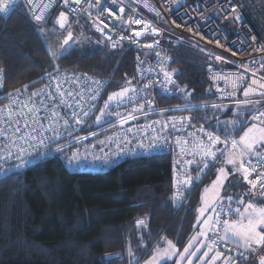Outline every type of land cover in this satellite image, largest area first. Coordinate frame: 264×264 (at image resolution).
Instances as JSON below:
<instances>
[{"label":"trees","instance_id":"trees-1","mask_svg":"<svg viewBox=\"0 0 264 264\" xmlns=\"http://www.w3.org/2000/svg\"><path fill=\"white\" fill-rule=\"evenodd\" d=\"M238 1L264 37V3ZM54 14L36 23L24 0H17L8 14L0 13V100L25 85L33 89L46 79L45 73L54 71L102 79L112 74L113 88L132 80L130 52L121 56L110 51L82 16L72 18L66 30H58L53 25ZM67 31L73 34L71 50L54 58L47 43L61 45ZM160 41L161 50L170 56L167 67L176 70L175 83L187 90L183 96L189 95V102L197 106L187 110L192 121L220 134L217 118L223 122L222 118L234 115L236 105L211 108L216 103L205 78V55L166 33ZM180 100L166 97L162 102ZM232 108L234 112L229 110ZM218 166L212 164L202 181L177 205L170 199L175 190L170 153L128 158L96 172L70 171L56 156L14 169L0 177V264H125L129 246L136 250V264L150 255L161 237L173 240L181 250L196 229L193 225L201 190L215 176ZM190 169L195 177L197 167ZM145 216L148 227L137 228L136 219ZM108 253L118 256L104 259Z\"/></svg>","mask_w":264,"mask_h":264},{"label":"snow or ice","instance_id":"snow-or-ice-1","mask_svg":"<svg viewBox=\"0 0 264 264\" xmlns=\"http://www.w3.org/2000/svg\"><path fill=\"white\" fill-rule=\"evenodd\" d=\"M71 2L76 5L81 4V0H71ZM140 2V0H136ZM16 3V0H0V13L8 14L9 9ZM28 3L31 4L32 0H28ZM65 5L70 3V0H63ZM112 4L121 3L122 0H111ZM101 0H95V5L99 6ZM145 7L149 8L150 11L155 12L156 16H160V12L151 6L148 3V0H144ZM51 4L43 5V8L40 9V14L33 13L34 19L36 22H41L44 20V9L50 8ZM75 11V9H71ZM135 12V9H132ZM119 12L123 14L125 8L121 6ZM107 13L108 16L112 19L119 20V25H110L105 22L101 17ZM232 13H236L235 5H232ZM91 16V13H89ZM229 17L226 15L225 19ZM235 18L239 21H243V17L236 15ZM99 20V24H95L96 30L101 32L104 35L105 29H110L112 31H119L120 27L129 24L143 25L139 30L133 29V35L125 37L120 36L119 41H113L112 37H107L111 43L112 48H116L123 42L124 39L129 40L131 43H138V38L141 35H147L148 30H151L152 35L159 33V29L151 24V22L143 19H132L129 16L128 20H124L122 15L117 16V14L112 11L110 8H105L100 12L95 18ZM61 29L70 27L68 14L64 11H61L55 21ZM102 25V27H101ZM43 32V29H40ZM72 32L69 31L67 36L64 38L63 43L60 48L53 51L49 47V52L54 58H59L61 55H66L71 50V45L69 41L72 38ZM158 44L159 42H154ZM67 45L68 47H65ZM153 44H146L144 47L152 48ZM261 51L264 52V48H261ZM156 55L159 57L161 53L157 52ZM168 57H163L160 64V70L163 73L164 80L166 81L165 89L167 90V85L175 84V81L172 79L173 72H169L164 67V62L167 61ZM217 61H221L222 57L217 56L215 58ZM255 63V61L253 62ZM246 70L252 71L253 76H256V73L260 70H264V59H262L259 69L252 70L248 66H244ZM212 71L211 66L209 68ZM3 69H0L2 73ZM45 75L50 76L53 81H55V92L60 96V103H66L64 97H72L73 92H65L61 89L62 83H67V79L61 80L58 75H53L52 73H45ZM86 76V74H85ZM88 81L92 82V86L85 87L78 79L73 81L76 84L79 92L76 94L79 95V100L76 101L77 106L80 107L82 115L88 116L87 111H83V106L80 104L81 100L85 99L83 93L85 90L92 94L88 97L90 100H95L96 94L99 93L101 87H103V82L92 77H87ZM214 81L223 80L226 84L230 86L232 91L226 89H219L218 91L223 92L225 95L234 97L236 95V90L245 82V76L243 73L239 74H229V75H214L212 77ZM152 81H149L151 84ZM160 83V81H157ZM128 86L121 87L119 91L112 92L108 99L105 101L104 107L100 109V115L96 117V122L99 123L104 116L112 115L120 117L119 123L121 125L127 123L128 120H134L136 117L132 114H128L126 117H123L120 112H107L106 110L110 107L111 102L115 101L117 105H123L126 100H128L129 93L133 96L136 94L137 89L131 87V81H127ZM148 84L144 85V88H148ZM27 85L24 86L26 91ZM47 87V86H46ZM180 92H186V89H177ZM21 89H16L13 92L8 94L9 103L6 105L0 106V177L8 175L12 170L23 169L33 164V162H39L41 159L46 158L49 155L48 147L50 144L56 143L57 147L54 149L56 152H61L63 146L58 143V139L61 137L59 131V120L60 117L59 111H57V105L53 104L48 111L51 112V115L44 119L40 117V108L48 99L55 100V96L52 91L45 94V89H38L30 94H28L23 99ZM244 99H236V111L234 113L235 118L231 120H226L221 122L217 118V129L220 130V134H215L213 132H205L204 127L200 126L199 131L204 133L207 137V140L199 139L194 143H189L187 139L181 140L180 137L176 138V144H183L184 147L181 148V151L185 153V159L182 161H175L173 168V188L175 189L171 194L170 199L174 205L181 204L186 199V193L190 192V189L197 183L201 182L204 173L208 171L212 164L218 160L219 157H223L221 166L217 169L215 173V179L211 182L210 185L205 186L201 195H200V206L197 207L196 212V221L197 223L193 227H198L199 231L190 236L187 241V244L184 246L183 251L177 249V244L167 237H161V242L166 246L161 248L160 242L153 248L152 255L144 262V264H165V261L175 260V264H184V261L187 260L188 264H201L205 261V258L209 256L210 253L215 252L211 256V260L207 264H217L218 261L223 260L225 264H256L255 257L259 253L264 252V206L259 205L253 200L245 202V196H253L256 199H264V110H261L260 105L264 104V76L253 78L251 83L243 88ZM259 97V99H251V97ZM39 98V103H37L36 98ZM185 103L184 107L187 108H196V105H193L189 102V95L184 97ZM148 108L151 110L153 101L148 100ZM144 104L139 105V109L142 110ZM201 107L207 108L208 105H201ZM225 105L221 104H212L211 108L220 110ZM179 109L180 106L178 105ZM243 109V110H241ZM167 111L162 109L161 112ZM251 111L254 114L249 118L245 119L244 117L247 113ZM146 115V113H145ZM72 116L75 119L76 123H83V120L77 115L76 111L72 112ZM55 118V123L53 119ZM180 122H189V117L179 118ZM31 121V122H29ZM178 118L169 117L167 122L153 121L150 125L144 126L145 129L151 128L155 133V125L159 124L161 126L160 133H163L169 128L177 129ZM48 124V127H45V124ZM63 124L65 127L69 126L68 119H63ZM223 124V129H220V125ZM249 124L250 126L245 128L243 133L239 135L238 138H235L233 135L240 128H243L244 125ZM133 129L129 128L128 131L131 132ZM51 131L52 136H48L47 132ZM157 133L151 137V140L148 143L147 150L151 152H157L168 144V139L166 136ZM194 133H188L189 137L194 136ZM223 136V139L221 138ZM78 140L80 138H77ZM103 143V142H101ZM221 145L223 147H221ZM138 147L144 148L143 143H138ZM40 148L44 151L39 150ZM121 151H126L122 149ZM88 155H91V165L93 167H106L112 160L109 159V155L99 156L95 154H87L84 156V160H87ZM113 156H119L120 153H111ZM191 156L192 159L187 157ZM199 159H196V158ZM14 161V163H10ZM7 164V167L4 165ZM82 164V158L78 151L73 152L71 156L67 158V165L69 167H80ZM193 164L199 169L196 176L193 177L189 175L188 170L183 168V165H188L191 167ZM177 165L179 168V175L177 174ZM231 166V171L227 170V166ZM255 175L254 179H250V176ZM237 174L242 176L243 181L248 184L249 190L247 193L242 194L239 199H236L235 194H229L227 196L222 193L227 192L228 188L235 187L234 184L230 182V177H235ZM259 189L257 195L256 190ZM236 203L238 206L232 208V204ZM241 208L243 210H241ZM236 218L233 219L232 217ZM202 221V222H201ZM137 228H147L148 227V217L138 218L135 221ZM211 233V236L209 235ZM143 242V237H141ZM231 242L236 245V248L232 249L237 253L236 256H224L223 253L219 250L218 245L227 244ZM201 245L204 246L201 249ZM139 245L137 249H139ZM195 251H192V249ZM146 250V249H145ZM203 251V255L199 256L198 260L193 261V257L197 255V252ZM131 246L127 249V255L129 257V264H134L138 261V257L135 254ZM114 254H107L105 259L108 256ZM253 257V259H249ZM259 264H264V255H259Z\"/></svg>","mask_w":264,"mask_h":264},{"label":"built area","instance_id":"built-area-1","mask_svg":"<svg viewBox=\"0 0 264 264\" xmlns=\"http://www.w3.org/2000/svg\"><path fill=\"white\" fill-rule=\"evenodd\" d=\"M24 1L28 6L30 17L34 22L36 21L33 13L40 14V9L43 8V5L51 4L50 8L44 9V20L55 11L53 25L58 30L64 31L67 29V27L61 29L55 22L61 11L68 14L69 23L72 18L82 16L87 20L90 28L101 38L110 51L119 52L121 56L125 52H130L132 55L133 76L132 80H130V86L137 89V92L134 96L129 93L130 98L126 100L123 105L118 106L115 101L111 102L110 107L106 110L107 112H120L123 117H126L129 113L136 117V119L128 120L127 123L123 125L119 123L120 117L107 114L99 123L96 122V117L101 114L100 109L104 107L106 94L112 89V74L103 79L92 77L93 79L102 81L103 87H101L99 93L96 94L95 100L88 99L92 94L88 93L86 90L83 93L85 99L81 100L80 104L83 106V111L89 113L88 116H83L80 107L76 104V101L80 98L79 95L76 94L79 92V89L73 81L78 79L85 87L92 86V82L86 79V76L91 77L89 75L85 76V74L66 73L63 71L51 72L53 75H58L61 80L67 79L68 82L62 83L61 85L63 91L73 92L72 97H64L66 103L63 104L60 103L59 94L55 92V81H53L50 76H47L40 85L33 89H26V91L24 89L21 90L23 94L21 97L22 99L41 88L45 89V94L49 91L53 92L55 100L48 99L45 104L41 106L39 115L47 119L51 115L48 109L51 108L53 104L57 105V111H59L60 117L62 118L59 120L61 137L58 139V143L63 146V149L61 152H56L54 149L57 147V144H50L48 147V156H56L61 159L70 171H105L111 166L128 158L152 156L162 153H170L173 160L182 161L185 159V153L181 151L184 145L176 144L177 137H180L182 141L187 139L191 144L199 139L207 140L204 133L199 131L200 126L204 127L205 132H213L208 127L192 121L191 112L187 111L191 108L185 109L184 96L182 92L177 90L180 89V87L176 83L167 85V90L165 89L164 85L166 81L160 70L163 57L169 58L164 62L165 69L169 72L172 71L167 67L170 56L161 50L162 43L160 41V36L162 34L166 33L171 39L180 38L203 52L206 57L205 78L216 104H235L236 99H244L243 88L247 87L253 78L258 79L264 76V70L258 71L254 77L252 71H248L244 67L248 66V68L252 70L259 69V65L262 59H264V52L261 51V48H264V37L257 31L238 0H148V3L160 12L159 17L156 16L155 12L145 7L144 0H140L138 3L136 0H122V5L121 3L112 4L111 0H101L99 6H93L95 5V0H81L79 6L71 2V0L68 5H65L63 0H32L31 4L28 3V0ZM261 1L264 3V0ZM15 5L16 3L11 8L15 7ZM232 5H235L236 13H232ZM121 6L125 8L123 14L119 12ZM105 8H110L117 16L122 15L124 20H128L129 16H131L133 20L143 19L149 21L153 26L159 29V33L152 35L149 29V34L141 35V37L138 38V43H131L129 40L124 39L118 47L112 48L107 37L110 36L113 41H119L121 35L125 37L132 36L133 29L139 30L143 25L129 24L120 27L119 31L105 29L107 35H104L98 32L93 25L94 22L95 24H99V20L95 18ZM71 9H75V11H71ZM132 9H135V12H133ZM89 13H91V16H89ZM226 15L229 17L228 19H225ZM236 15L242 16L243 21L237 20L235 18ZM101 19L110 25L120 24L119 20L110 18L107 13H104ZM156 41L159 43H154ZM146 44H153L154 46L152 48H146L144 47ZM157 52L161 53V56L158 57L156 55ZM217 56L222 57V60L217 61L215 59ZM254 61L255 63H253ZM210 66L212 71L209 70ZM239 73L244 74L245 82L236 90V95L234 97L225 95L223 92L217 90L219 87V89L222 90L227 88L228 91H232L230 86L223 80L214 81L212 79L214 75ZM172 79L174 80L173 76ZM149 81H152V83L149 84ZM157 81H160V83H157ZM145 84L149 85L147 89L144 88ZM1 86L2 82L0 79V88ZM166 97H180L181 100L176 103L162 102V99ZM251 99H259V97L253 96ZM36 100L37 103H39L38 97ZM148 100L153 101L151 110L146 103ZM8 103L9 98L7 94L3 100H0V106ZM141 103L144 104L143 109L134 111V108L139 109ZM178 105L180 106L179 109L177 108ZM260 108L264 110V104H261ZM162 109H166L167 111L161 112ZM73 111L77 112V115L80 116L83 123L75 122L72 116ZM253 114L254 113L251 112L247 119ZM169 117L178 118L177 129H172L169 126L167 130L160 133L161 126L157 124L155 125L156 132L154 133L151 128L145 129L144 127L150 125L153 121L167 122ZM183 117H189V122L181 123L179 118ZM63 119H68V127L64 126ZM52 122L55 123V118ZM45 127H48L47 123ZM129 128L133 130L129 132ZM190 132L195 135L189 137L188 133ZM157 133L166 136L168 144L157 152L148 151V143L151 137ZM47 135L52 136L53 133L49 131ZM77 138L80 139L78 140ZM138 143H143L144 148L138 147ZM122 149H126V151H121ZM39 150L44 151L42 148ZM76 151L81 155L82 164L80 167H69L67 165V158ZM117 152L120 153L119 156L111 155V153ZM89 153L99 156L108 154L112 163L103 168L93 167L91 165V155H88L87 160L83 159L84 156ZM187 158L192 159L193 157L188 156ZM196 159L199 158L197 157ZM10 163H14V161H10ZM7 166V164L4 165V167ZM194 166L197 167L193 164L191 167L183 165V168L188 170ZM178 167L180 166L178 165ZM197 170L199 169L197 168ZM255 175L254 173L250 176V179H254ZM256 193L258 195L259 189L256 190ZM232 208L234 207L232 206ZM218 248L224 256L237 255L235 251H232V249L236 248V245L230 242L227 244H220ZM260 254L261 253H259V255ZM259 255L255 257V260ZM249 259L251 260L253 257H249ZM217 264H225V262L220 260ZM241 264H243V262H241Z\"/></svg>","mask_w":264,"mask_h":264},{"label":"rangeland","instance_id":"rangeland-1","mask_svg":"<svg viewBox=\"0 0 264 264\" xmlns=\"http://www.w3.org/2000/svg\"><path fill=\"white\" fill-rule=\"evenodd\" d=\"M242 6V5H241ZM243 7V6H242ZM243 9L246 11V9L243 7ZM47 45H48V48L49 47H51V49L53 50V51H55V50H57V49H59L60 48V44H57V43H55V45L52 47V45L50 44V41H49V43H47ZM66 47H67V45H65ZM124 87V86H123ZM120 88L121 87H118V88H113L112 87V89H111V91L110 92H108L107 94H106V100L108 99V96L112 93V92H115V91H119L120 90ZM229 110H231L232 112H234L233 111V108L232 109H229ZM235 118V116L234 115H232V116H228V117H225V118H222L221 120H231V119H234ZM250 125L249 124H246V125H244V127L243 128H240V131L239 132H235L233 135L235 136V138H238L239 137V135H241L242 133H243V131H244V129L245 128H247V127H249ZM223 159L224 158H222V160H220V161H218V162H220L219 163V166H218V168L221 166V163H222V161H223ZM227 170L228 171H231V166L229 165V166H227ZM239 177H242L241 175H239V174H237L235 177H230V182L232 183V184H235L236 183V181L234 180L235 178L237 179V178H239ZM215 179V176L212 178V180L207 184V185H210L211 184V182L213 181ZM244 183V182H243ZM241 183L242 184V186H241V191H240V193L237 195V194H235L236 195V199H239L240 198V196L242 195V194H245V193H247L248 192V190H249V187L250 186H248V184H246V183ZM207 185H205V186H207ZM205 186L202 188V191H203V189L205 188ZM238 187V186H237ZM230 187V188H228V190H227V192H225V193H222L223 195H225V196H227V195H229V194H234L235 192H236V190L237 189H239L240 187ZM202 191H201V193H202ZM201 195V194H200ZM245 202L247 203L250 199L251 200H253V202H256V203H258L259 205H261V206H264V199H256V198H254L253 196H249V195H246L245 197ZM200 203H201V201H200ZM234 208H236L238 205L236 204V203H233V205H232ZM241 210H243L242 208H241ZM236 217L234 216L233 217V219H235ZM202 222V221H201ZM196 233V232H195ZM194 233V234H195ZM209 235L211 236V233H209ZM169 239V238H168ZM187 244V243H186ZM156 246V245H155ZM154 246V247H155ZM166 245L163 243V242H161L160 243V247L161 248H163V247H165ZM153 247V248H154ZM201 247V249H203L204 248V246L203 245H201L200 246ZM184 248V247H183ZM183 248L181 249V250H179V251H183ZM152 251H153V249H152ZM152 251H151V253H150V255L146 258V259H144L143 261H141V262H138V263H136V264H144V262L152 255ZM192 251H195V249L193 248L192 249ZM215 254V252H213V253H210L209 254V256H207L206 258H205V261L204 262H201V264H207V262L208 261H210L211 260V256L212 255H214ZM201 255H203V251H199V252H197V255L195 256V257H193V261H196V260H198V258H199V256H201ZM126 256H127V258L125 259V264H129V257H128V255H127V253H126ZM124 263V262H123ZM134 264H135V262H134ZM165 264H175V260H172V261H165ZM184 264H188V262H187V260H185L184 261Z\"/></svg>","mask_w":264,"mask_h":264},{"label":"crops","instance_id":"crops-1","mask_svg":"<svg viewBox=\"0 0 264 264\" xmlns=\"http://www.w3.org/2000/svg\"><path fill=\"white\" fill-rule=\"evenodd\" d=\"M196 134H198V133H196ZM215 134H216V133H215ZM199 138H200V137H199ZM199 138H198V139H199ZM221 138L223 139V137H221ZM221 147H223V146L221 145ZM222 158H223V157H219L218 160L215 162V164H219L220 162H218V161L222 160ZM174 162H175V160H173V167H174ZM179 168H180V167H178V165H177V170H178V171H177V174H178V175H179ZM188 173H189V175H191V176L194 177V173L191 172V169H188ZM234 180H235L236 182H239V185H235V187L238 186V187H240V188L237 189L236 192L234 193V194H237V195H238V194L240 193V191H241V186H242L241 183H243V179H242V177H239V178H237V179L235 178ZM243 184H244V183H243ZM238 187H237V188H238ZM201 191H202V190H201ZM199 206H200V204H199ZM199 206H198V207H199ZM196 216H197V212H196ZM196 223H197V221H196ZM198 231H199V228L196 227V229H195V231L193 232V234H194L195 232H198ZM193 234H192V235H193ZM192 235H191V236H192ZM230 243H231V242H230ZM232 244H233V243H232ZM234 245H235V244H234ZM260 255H264V252H262ZM255 261H256V264H259V256H258V258H257Z\"/></svg>","mask_w":264,"mask_h":264},{"label":"water","instance_id":"water-1","mask_svg":"<svg viewBox=\"0 0 264 264\" xmlns=\"http://www.w3.org/2000/svg\"><path fill=\"white\" fill-rule=\"evenodd\" d=\"M68 32H69V31L66 32V36H67ZM66 36H65V37H66ZM108 254H114V255H112V256H108L107 259H113V258H115V257L118 256V253H108ZM106 256H107V254L104 255V259H105Z\"/></svg>","mask_w":264,"mask_h":264}]
</instances>
